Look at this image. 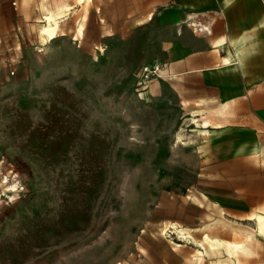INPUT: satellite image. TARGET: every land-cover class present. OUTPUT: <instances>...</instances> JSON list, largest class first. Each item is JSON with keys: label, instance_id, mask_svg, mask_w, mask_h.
Segmentation results:
<instances>
[{"label": "rangeland", "instance_id": "obj_1", "mask_svg": "<svg viewBox=\"0 0 264 264\" xmlns=\"http://www.w3.org/2000/svg\"><path fill=\"white\" fill-rule=\"evenodd\" d=\"M219 8L217 0H0V264H264V237L230 259L199 256L194 242L205 214L217 215L207 202L245 228L264 207V32L247 55L249 99L232 86L226 115L193 102V73L136 85L141 65L175 72L177 46L219 34L189 24L213 17L221 26ZM46 9L60 18L56 38L42 44ZM224 15L240 32L246 21ZM244 33L221 36L229 69L242 77ZM204 41L196 46L209 48ZM194 109L213 123L205 135L186 120ZM214 232L243 239L227 227Z\"/></svg>", "mask_w": 264, "mask_h": 264}, {"label": "crops", "instance_id": "obj_2", "mask_svg": "<svg viewBox=\"0 0 264 264\" xmlns=\"http://www.w3.org/2000/svg\"><path fill=\"white\" fill-rule=\"evenodd\" d=\"M261 1L264 3V0ZM217 2H220L221 8L219 9L223 10V18L225 19V22L220 26L218 24V21L214 20L212 17L208 23H210L211 28L210 35L216 34V32L219 34L213 35L210 38L206 37L204 39L192 38L193 41L190 44L191 46L186 49L184 48V46H177L174 54V57H176L175 72L171 71L167 64H165V66L163 65L165 68V76H167L169 73H175L177 74V77L186 73H193V75L197 76V80H194L192 87L193 102L195 103L199 101L200 103L201 101H204V104H198V107H201L203 109H213L223 102L230 103L232 100L235 102V100L232 99L231 96L233 92L232 86L236 87L235 92H239L242 97H244L245 99H249V97L246 98L243 95V91L245 90V88H249L248 84L245 81L247 64L246 62L248 61L247 55L251 52V50L254 49L253 46L255 47L257 37L255 39L254 34L257 35L258 32H264V26L259 24L260 21L264 20V10L262 12L263 6L262 8L260 7L259 0H229L227 5L222 4L223 0H217ZM246 7H248L249 9H246L245 11L244 8ZM224 9H226L227 12L229 11L230 15L232 13L234 15L239 14V18L246 21L242 24L241 31L236 35H233V31L231 29L232 26L231 24L229 26L226 20ZM244 16H247L248 18H243ZM243 32L252 33V38L250 40L251 43H249L248 52L243 58L242 77L239 71L235 69H224L220 66L222 57H224L228 52V47L227 45H223L219 47L218 50H216L213 42L224 34H227L231 38H235ZM204 40L208 41L210 45L209 48L196 46L205 44L206 42ZM239 44H241V41ZM185 50L188 51L191 57L189 60L190 66L187 68L183 66V63H180L181 55L183 58L184 54H187ZM252 61L255 62L257 71L258 65H261L263 61H261L260 57L258 56H255ZM248 91L250 93V89H248Z\"/></svg>", "mask_w": 264, "mask_h": 264}, {"label": "bare ground", "instance_id": "obj_3", "mask_svg": "<svg viewBox=\"0 0 264 264\" xmlns=\"http://www.w3.org/2000/svg\"><path fill=\"white\" fill-rule=\"evenodd\" d=\"M85 1L86 3L90 2L91 0H78L79 3ZM58 13H54L48 9L42 12L40 24L38 27L39 37L42 44L47 43L48 41L53 40L57 36L58 26H59V19ZM190 15L188 19H190ZM189 21V20H188ZM191 26H195V32H205L206 34H211L210 23H194L193 21H189ZM260 25L264 26V20L259 22ZM79 35L81 34L80 28L78 29ZM252 33L247 32L241 38V45H246V51L248 52L249 43H251ZM215 49L218 50L219 47L226 45L225 40L223 37L216 39L214 42ZM244 49H236L235 52H242ZM233 64V56L228 51L227 54L222 57L220 62V66L224 69L231 68ZM169 75V74H168ZM165 76V77H168ZM156 81H153L151 84V89L156 87ZM243 95L247 98L248 93H243ZM243 98V97H242ZM240 100V99H239ZM200 103L204 104V101ZM234 101L232 100L230 103L223 102L219 104L217 107L211 110L212 114L216 115H226L228 109L230 108L231 104ZM190 121L191 124H195L198 126V131L201 134L208 132L207 128L212 126L213 123L211 122L210 118L206 116L205 111L202 109H194L189 112L188 118L186 119ZM218 124V123H214ZM180 134H176V141L180 140ZM212 205V207H211ZM207 207H210L217 211V215L212 217L211 214H205V217L210 221L201 227L203 231H205L204 236L201 239H194V242L198 244L201 248L200 250L197 249L196 253L202 257H209L213 258L216 256L225 257V259H230L233 255L241 254V255H249L251 254L252 250L256 246H260L258 243L259 238L264 237V207L257 206L254 211L249 215L250 220L253 221V228H245V227H234L232 223L228 222L223 216V210L215 203L207 202ZM220 226L222 228H229L233 233L237 232L243 236V239L240 241H231L226 240L219 237L214 231L215 227ZM170 229H173L178 235L184 237V235H190V229L178 227L175 224L169 223ZM161 234H165L167 231V226L164 225V228L160 230Z\"/></svg>", "mask_w": 264, "mask_h": 264}, {"label": "built area", "instance_id": "obj_4", "mask_svg": "<svg viewBox=\"0 0 264 264\" xmlns=\"http://www.w3.org/2000/svg\"><path fill=\"white\" fill-rule=\"evenodd\" d=\"M165 68L158 62H148L141 65L140 73L136 80L138 88H145L152 78L165 77Z\"/></svg>", "mask_w": 264, "mask_h": 264}]
</instances>
